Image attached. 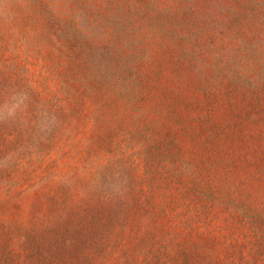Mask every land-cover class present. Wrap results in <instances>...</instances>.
I'll list each match as a JSON object with an SVG mask.
<instances>
[{
	"label": "rangeland",
	"instance_id": "1",
	"mask_svg": "<svg viewBox=\"0 0 264 264\" xmlns=\"http://www.w3.org/2000/svg\"><path fill=\"white\" fill-rule=\"evenodd\" d=\"M0 264H264V0H0Z\"/></svg>",
	"mask_w": 264,
	"mask_h": 264
}]
</instances>
